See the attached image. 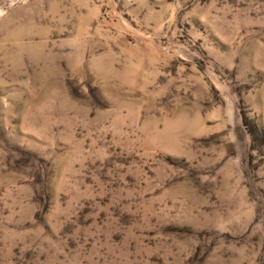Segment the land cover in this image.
<instances>
[{
  "label": "rangeland",
  "instance_id": "obj_1",
  "mask_svg": "<svg viewBox=\"0 0 264 264\" xmlns=\"http://www.w3.org/2000/svg\"><path fill=\"white\" fill-rule=\"evenodd\" d=\"M0 264H264V0H0Z\"/></svg>",
  "mask_w": 264,
  "mask_h": 264
}]
</instances>
